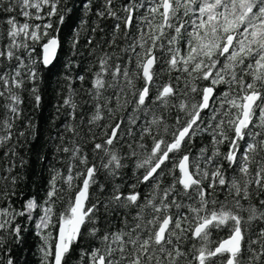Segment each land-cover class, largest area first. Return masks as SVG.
<instances>
[{
  "label": "snow or ice",
  "instance_id": "obj_1",
  "mask_svg": "<svg viewBox=\"0 0 264 264\" xmlns=\"http://www.w3.org/2000/svg\"><path fill=\"white\" fill-rule=\"evenodd\" d=\"M6 2L5 11H13L14 4H18L22 16L36 20L56 16L60 4V0H0V6ZM112 3L113 0H104L103 10L97 15L103 18L107 13L116 20L122 19L127 38L134 13L144 7V2L129 0L121 9L124 17L117 15ZM149 3L151 6L147 8V15L140 18L136 34L122 49L126 59L116 56L110 63L112 55L101 57L89 91L95 103L88 123L100 127L99 135L103 137L101 143L95 142V133L90 139L93 152L102 154L99 167L111 177L110 191L103 203L90 202L89 189L98 183V166L89 165L88 156L81 154L82 149L75 143L71 150L62 149L65 153L71 151V160H78L84 167L73 175L77 166L73 163L67 175L57 172L53 176L38 228H47L55 215L53 197L59 191L57 177L69 188L74 180L80 177L83 180L75 197L58 217L54 254L48 246L50 236L43 237L46 247L42 249V264H63L66 254L82 235L98 242L82 252L89 264H210L216 257H220L216 264H264V229L255 234V239L249 236L246 244L242 228V223L264 220V200L259 202L261 207L250 203L244 208L241 203L251 199L249 190L253 185L264 190V0H149ZM45 7L48 11L41 16ZM31 9H35V13ZM59 23H63V16ZM7 24L9 43L0 49V59L6 60L10 67L0 71V98L9 101L3 107L11 117L0 121L7 133L0 136V146L11 140L13 122L20 118L22 100L15 90H23L25 77L34 85L31 91L36 103L40 102L35 87L38 74L33 67L37 59L32 57L35 49L27 42L38 43L48 35L47 29L52 28L50 20L43 25V33L40 25L17 24L14 17L9 18ZM119 30L117 23L113 31ZM58 43L56 37H50L42 45L40 62L43 65L51 63ZM21 49L27 56L16 54ZM157 49L168 53L159 69L156 68ZM13 59L17 62L15 65H12ZM25 59H29L30 64H26ZM173 71L180 73L175 85L171 77L162 85L154 80L158 75ZM108 76L111 78L106 80ZM79 79L83 81L84 77ZM182 79L183 87H180ZM197 81L208 83L201 85ZM220 85L225 87L217 93ZM150 87L155 88L153 95H150ZM109 89L113 94L105 95ZM64 105L71 107L72 119H75L77 105L71 96L65 99ZM128 106L132 111L127 117H121L115 124L110 122ZM205 110L208 111L202 117ZM105 113L107 120L101 125L99 122L105 120ZM254 117L257 123H253ZM169 119L174 123L169 124ZM68 130L78 134L75 127L68 126ZM229 132L234 135L230 136ZM205 133L212 138L210 154L207 148H201L198 155L182 151L197 135ZM18 135L22 137L24 132ZM146 136L152 141L150 147L144 143ZM240 141H244L242 152ZM225 142L229 148L221 154L220 145ZM116 143L127 148L126 154L119 153ZM128 158H135L136 169H143L129 189L145 184L149 191L143 197L134 190L121 191L123 180L115 182L126 166L122 161ZM223 161L235 169L232 176L226 175ZM166 172L172 179L162 187ZM12 182L15 183V178ZM218 189L225 191L226 201L229 196L233 199L220 202L217 208ZM103 190L104 186L100 185V191ZM37 207L35 199H31L26 204V212L0 209V231L10 229L18 238L20 228L12 227L13 220L17 215L30 217ZM101 209L107 215L115 213L122 226L101 232L97 227ZM120 210L125 211L121 214ZM240 210L248 212L246 220L239 214ZM226 225L229 226L228 237L210 248L211 230ZM2 239L0 237V243ZM189 239L194 242L185 248ZM253 244L255 248L251 247Z\"/></svg>",
  "mask_w": 264,
  "mask_h": 264
},
{
  "label": "trees",
  "instance_id": "obj_2",
  "mask_svg": "<svg viewBox=\"0 0 264 264\" xmlns=\"http://www.w3.org/2000/svg\"><path fill=\"white\" fill-rule=\"evenodd\" d=\"M143 2L144 7L134 13L132 28L128 32L127 38L125 37V27L122 19L116 20L113 17H109L107 13H105L103 18L97 15L98 11L103 10L104 0H60L57 15L51 18L46 17L45 13L48 11V8L45 7L43 12L40 13L45 18L41 20L22 16L18 4H14V10L11 12L4 10L7 7V2L3 6H0V49L5 48L9 43L7 38L9 28L7 20L9 18L14 17L17 24L28 23L33 27L40 25L41 33L44 31V24L48 23L49 20L52 23V28L47 29L48 35L43 36L38 43L27 42L30 48L35 49L32 57L37 59V63L33 67H35L38 74L35 87L38 89V93L36 94H39L41 97L40 102L39 104L36 103L34 99L35 94L31 91L34 85L25 77L23 90H15L19 93L22 100V103L19 105L20 118L13 122L11 140L0 146V209L10 208L16 212H26V204L31 199H35L38 207L31 213L30 217L28 215H17L13 220L12 227L19 226L20 228L18 238L10 229L0 231V237L3 238L2 243H0V264H7L9 260L12 261V264H42V249L46 247L43 239L45 236H50L48 246L51 247L54 254L57 243L55 238L57 237L59 228L58 217L68 206L69 201L75 197L79 190L78 185L83 180V177H80L79 180H74L73 186L69 188L60 177H57L56 186L59 191L56 197H53L55 201L53 206L55 215H53L52 221L47 228H38L37 224H39L40 218L43 215L42 207L44 201L47 199L50 181L53 176L57 172L67 175L69 165L73 163L77 165L73 169V175L83 170L84 167L79 164L78 160H71V151L68 153L63 152L62 149L64 147H68L71 150L74 143L79 145L82 149L81 154L88 156L89 165L95 163L99 168L96 174L98 183L92 185L89 189L90 202L103 203L106 195L109 193L111 177L107 176L106 172L99 167L102 154L93 152V142L90 139L93 133H95L97 135L95 142L101 143L103 137L99 135L101 133L100 127L88 123L95 103L92 100V96L89 95V91L94 80V74L99 70V60L101 57L105 54L112 55L113 61H110V63L115 61L116 56L126 59V54L122 52V49L126 48L131 42V37L136 34L137 28L140 26V18L147 15V8L151 6L149 0H143ZM127 3H129V0H113L112 8L117 12L118 16L124 17L125 13L121 9ZM31 11L35 13L36 10L31 9ZM60 16H63V23H59ZM187 19H191V17ZM157 22H159V18H157ZM117 23L120 24V30L114 33L113 29ZM50 37L59 39L60 50L55 62L50 67H45L40 62L42 60V45L47 43ZM89 40L91 43H89ZM181 46H183V41H181ZM16 54L27 56L24 49L19 50ZM155 54L158 57L156 68L159 69L168 53L157 49ZM16 63V60L13 59L12 65ZM25 63L30 64V60L25 59ZM8 67H10L9 63L6 60L0 59V71ZM23 71H26V69ZM178 75L180 73L173 71L170 74L158 75L154 80L157 84L162 85L169 82L171 77V81L175 85V78ZM81 76L84 77L83 81L79 79ZM110 78L108 76L105 79L109 80ZM245 79L248 78L246 77ZM197 83L206 85L208 82L197 81ZM180 87H183V79L180 82ZM224 87V85H220L216 88V92L219 93ZM154 93L155 88L150 87V95ZM112 94L111 89L105 92V95L108 96ZM69 96H71L77 105L75 119H72L71 107L64 105L65 99ZM129 99L131 100L130 96ZM196 99H199L198 95H196ZM7 103L9 101L0 98V121L9 120L11 117V113L3 107ZM131 111L132 107L128 106L126 110L118 112L110 122L115 124L121 117H127ZM207 111L202 112L201 116L204 117ZM175 114L173 110V116ZM258 116L259 109L256 110V117ZM256 117L253 118V123L258 122ZM143 119V116H141V121ZM106 120L107 113H105V120L99 123L103 125ZM172 123H174V120L169 119V124ZM207 123L208 121L205 119V124ZM68 126L75 127L78 134L74 135L72 131L68 130ZM121 127L123 128L124 125H121ZM89 128L93 131L89 132ZM20 132H24V136H19ZM5 135L7 133L3 129V125L0 124V136ZM229 135H234V133L229 132ZM211 139V136L207 133L197 135L195 140L186 149H182V151H190L192 155H198L201 148H207L208 154H210L212 151ZM144 143L150 147L152 141L146 136ZM239 143L242 152L244 150V141H240ZM115 147L121 155L126 154L127 148L121 147L120 143H116ZM228 148V142L220 145L221 154L226 153ZM104 159L106 160L107 157H104ZM122 162L126 166L120 170L122 175L115 182L120 183L123 180L124 184L121 187V191L128 192L134 190L140 192L143 197L149 191L145 184H137L135 189H129V185L136 183V177L142 174L143 169H136L135 158H128ZM223 165L226 175L232 176L235 169L229 168L227 161H223ZM255 167L256 165L253 163L252 169L255 170ZM13 178H15V183L12 182ZM171 179V176L166 172L161 186L167 185ZM100 185L104 186L103 191H100ZM206 185L207 181H205ZM249 191L251 192V199L241 201L244 208H247L250 203L261 207L259 202L260 200H264V190H258L253 185ZM215 195L219 201L216 205L217 208L220 206V202H228L233 199V197L229 196L226 201L223 189H218ZM231 206V203H229V207ZM233 210L236 211L235 209ZM120 211L123 214L125 210ZM134 211V209L131 210V213L134 214ZM239 214L245 220L247 219V211L240 210ZM98 215L101 216V219L97 227L101 229V232L114 231L122 226L120 218L115 213L107 215L101 209ZM230 224L231 221H229ZM242 228L245 231V241L247 244L249 236L255 239V234L264 229V220H255L250 224L242 223ZM228 235L229 226L227 225L221 226L219 229H212L209 236V247L215 248ZM189 236H191V233H189ZM193 242L189 239L184 244V247L187 248ZM97 243L91 236L82 235L81 239L72 245L70 252L65 256L63 264H89L88 257L82 256V252L90 250ZM195 243L199 244V241H195ZM251 247L255 248L256 245L253 244ZM48 259L51 260L52 257L50 256ZM219 259L220 257L213 258L210 264H216V261Z\"/></svg>",
  "mask_w": 264,
  "mask_h": 264
},
{
  "label": "water",
  "instance_id": "obj_3",
  "mask_svg": "<svg viewBox=\"0 0 264 264\" xmlns=\"http://www.w3.org/2000/svg\"><path fill=\"white\" fill-rule=\"evenodd\" d=\"M58 39V38H57ZM58 47H57V49H56V52H55V56H54V58L52 59V61H51V63L50 64H48L47 66H45V67H50L54 62H55V60H56V58H57V56H58V53H59V50H60V41H59V39H58ZM205 111H207V110H205ZM57 235H58V233H57ZM67 255V254H66ZM64 260H65V258H64ZM63 263H64V261H63Z\"/></svg>",
  "mask_w": 264,
  "mask_h": 264
}]
</instances>
